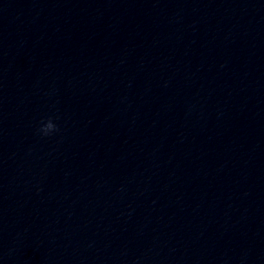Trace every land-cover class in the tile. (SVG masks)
Returning <instances> with one entry per match:
<instances>
[{
  "label": "clouds",
  "instance_id": "1",
  "mask_svg": "<svg viewBox=\"0 0 264 264\" xmlns=\"http://www.w3.org/2000/svg\"><path fill=\"white\" fill-rule=\"evenodd\" d=\"M58 126L53 122L51 118H49L46 122H41V126L38 129V133L42 136H50L54 132H58Z\"/></svg>",
  "mask_w": 264,
  "mask_h": 264
}]
</instances>
